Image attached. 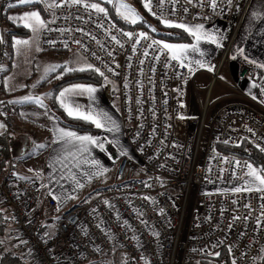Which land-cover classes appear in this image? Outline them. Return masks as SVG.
Instances as JSON below:
<instances>
[{"label": "built area", "instance_id": "obj_1", "mask_svg": "<svg viewBox=\"0 0 264 264\" xmlns=\"http://www.w3.org/2000/svg\"><path fill=\"white\" fill-rule=\"evenodd\" d=\"M151 3L157 15L147 10L148 15L159 22L157 17L163 12L164 18L177 23H228L235 10V5L230 9L220 5L213 11L206 2L200 7L195 0L193 4L179 0L172 14V4L166 3L162 9L158 0ZM185 7L188 12L183 11ZM56 16L59 18L49 27L71 31L42 32V51L77 53L104 72L111 82L99 75L104 80V96L117 103L123 136L131 147V155L117 156L113 184L92 197L63 209L56 200L48 199L50 211L59 212L55 231L50 235L42 233L33 218L39 188L35 182L21 179L17 160L11 157L0 175V204L10 213L17 240L15 250L26 249L36 264H125V261L145 264L141 257L150 264H210L223 261L225 254L230 262L235 258L237 264H254L264 246V230L256 231L255 223L264 204L259 197L264 193L206 191L205 188L240 183L233 175L234 165L225 163L222 157L252 163L226 153L223 148L248 143L264 157L253 143L264 147V106L236 86L225 83L231 92L217 99L222 104L212 115L204 138L208 100L197 129L194 121L180 110L188 81L198 89L195 82L198 72L190 74L187 68L170 60L172 66L166 67L164 55H160L159 60L154 59L160 45L147 49L148 55L144 56L151 39L161 41L146 27H124L110 14L107 17L94 12L90 15L77 7L57 9ZM52 19L51 15L47 21ZM100 24L104 27H99ZM77 28L96 39L77 32ZM108 29L123 47L111 40ZM120 30L146 32L150 40H141L133 52L131 42ZM47 40H54L56 44L50 45ZM65 40L68 48L64 47ZM74 40L82 41L83 47ZM109 51L112 56L107 54ZM6 62V55L0 54V66L4 68ZM236 64L240 79H257L261 75L257 64L242 59ZM216 73L217 70L210 74L213 79ZM2 74L0 71V123L6 128L0 130L26 134L39 142L41 135L37 130L18 122L3 100ZM249 128L253 131L249 132ZM193 132H196L195 137H192ZM225 140L229 143H223ZM29 152L34 154L35 150ZM240 171L235 169L237 175ZM105 200L111 207L104 204ZM245 204H250L251 209H246ZM160 209L164 210L163 214L159 213ZM235 216L240 219L233 222ZM245 216L250 218L245 221ZM153 232H158L159 236H153ZM242 232L245 235L241 236ZM133 236L137 239H132ZM213 252L220 255H210ZM241 253L247 255L242 257Z\"/></svg>", "mask_w": 264, "mask_h": 264}, {"label": "snow or ice", "instance_id": "obj_2", "mask_svg": "<svg viewBox=\"0 0 264 264\" xmlns=\"http://www.w3.org/2000/svg\"><path fill=\"white\" fill-rule=\"evenodd\" d=\"M106 2L108 4H113L114 0H102V2H91V0H52L51 3H49V0H15L14 3H9V8H14L20 5H34V4H44L45 10L50 11L52 13L53 19L50 21H46L42 18L41 13L39 10H33L24 12L20 15H10L8 16V20L12 21L13 23H17L18 26H22L26 29H29L32 32V37L29 39H15L13 47L17 46H28L34 41H38L40 39V35L44 31L52 32V31H59V32H65V31H71V29H59V28H51L49 27L50 24L55 23L56 19L59 17L56 16V10L60 8L65 7H77V8H83L84 11L88 12L90 15L91 13L95 14H103L104 17H107L109 14V11L107 8L103 6V3ZM188 4H193V0H186ZM205 2L207 3V6L211 8L213 11H216L220 5H224L227 8H231L233 5H235V9L237 11L240 10V4L238 0H195L196 5L203 7ZM172 4V14H175V5L179 3V0H158V5L163 9L165 4ZM143 7L148 10L153 16H156L157 13L152 10V3L151 0H142ZM262 4H264V0H262ZM115 11L117 15L123 19L125 22L136 24L139 21H142V17L137 12V10L132 7L131 5L124 2V0H115ZM184 12H188V8H183ZM253 19H259L264 18V8L261 10L253 11L251 13ZM67 19V17H64ZM78 19H82V17H77ZM160 19V22L164 24L166 27H174V28H180L183 29L186 33H188L190 36L193 37V39L196 41L195 44H173V43H167L164 41H157L155 39H151L146 32H139V33H133V32H124L121 31V35L128 38V41L131 42L132 45V51L136 52L137 45L141 43V40H150V42L147 44L146 49L144 50L143 55L147 56L148 51L147 49H151L154 46L160 45L157 49V55L154 57V59L159 60L160 55L165 56V66L171 67L172 65L169 63L170 61H176L177 65L181 68H187L188 72L190 74H194L195 68L192 66L193 63H195L196 66L199 68H205L209 71L214 70V66H209L199 60L197 61H188L185 63L188 55V50L191 49L192 51H198V45L201 41L209 42L212 44L217 45L218 47H222L221 41L224 39L222 34H219L218 32H212L205 29L204 24H195V25H188L185 23H177L175 21L166 19L163 17V12H161V15L157 17ZM115 25H113L114 27ZM99 27H104L103 24H100ZM77 32L82 33L86 36H91L90 33H86L84 29L77 28ZM108 33L111 35V29L107 30ZM152 31L155 32L156 29L152 28ZM93 40H95V36H91ZM111 40L115 41L117 45H120V47H123V44H121V41L117 39L115 35H111ZM4 39L3 36L0 35V43H3ZM75 44L80 45L83 47L82 41L80 40H74ZM46 43L50 45H55L56 41L54 40H47ZM99 43V41H97ZM64 47L68 48V42L65 40L63 41ZM36 51H42V49L37 46ZM237 52L239 55L244 56V59L247 61L248 57L244 55V49L239 48L237 49ZM109 56H112V52L109 51L107 53ZM93 56H95V53H92ZM97 59H100L99 57H96ZM232 59H236V56H232ZM249 63H256L254 60L248 61ZM143 63V60L141 61ZM261 68H264V64L258 65ZM107 67V65H106ZM119 67V65H117ZM60 69V71L57 73V70ZM3 66H0V71H3ZM109 71L113 72L114 75H118V73L115 72L114 69L109 68ZM84 71H92L94 73L99 74L101 77L104 78V80L108 83H111L108 81V77L105 76L104 72L100 70V68L95 67L91 63H86L78 67H69L68 63L65 62L64 64H56V65H49L44 69V75L41 76L40 80L36 82V84L41 83L42 81H47L48 77L51 74L57 73L53 78L54 79H62L64 76L68 75L72 72H84ZM154 71V69H153ZM223 79V77H221ZM36 84H33L32 87L35 88ZM253 87H258L255 83L252 85ZM125 87H127V84H125ZM97 88L92 85H84V84H73L68 87L63 88L58 92V94L53 95V93H47L46 95L53 98L54 102H56L60 108H62L66 115L69 118H72L74 120L83 121L85 123H89L94 125L98 129H105L108 132H115L118 133L120 131V125L117 123L115 119L111 115H109L108 112L104 111L103 109H99L95 106V93L97 92ZM87 96L89 99V105L87 107L80 105L76 102L74 99L75 97L79 96ZM261 95H264V88H261ZM253 99H257L255 95L252 96ZM23 102H33L37 105H39L42 108H46L47 106L43 103V99L40 96H32L28 95L25 97L20 98L18 101H10V103H23ZM167 103V101H164ZM261 103H264V100L260 101ZM2 103V102H0ZM139 103V101H138ZM181 107H183V104H181ZM45 115H47V112H45ZM155 115V113H153ZM183 119L184 117H180ZM55 119V117H53ZM0 128H6V125L0 123ZM155 131V130H154ZM249 132H252L253 130L251 128L248 129ZM138 135V133H137ZM54 140L52 143L57 144L61 146V152L57 154L56 158L54 159L52 167L55 168V164L57 163H63L64 161H67L69 158L74 163L72 164V167L80 169L83 165H89L91 168H95L96 172L93 173L91 171H84L81 174L85 177H87L89 180H91L93 175H102L104 172H107L108 169L104 168L100 161L94 158H90L91 155V148L92 147H98L101 151H106L105 149V142L112 144L115 143L117 146H119V141H110L107 140V138H104V140H101L98 137H93L88 134L81 135L77 133L76 131H73L71 129H65V128H57L54 133ZM223 143L228 144L229 141L225 140ZM255 144V147L262 153H264V147H262L260 144ZM236 147L240 146V143H237L235 145ZM37 149H43L47 147V145L44 144H37L35 146ZM143 149L141 148V151ZM66 154V155H65ZM119 155H127L126 151H120ZM215 158V157H214ZM225 163L233 164V175L235 176L236 180L239 181V186H235L231 189L233 193H251L253 191L257 193H264V166L256 167L250 162H241L239 160H235L234 158L230 159L228 157H222L221 158ZM161 167H164V165H160ZM63 167L68 168V165L66 163H63ZM239 168L240 174L235 173V169ZM210 170V169H209ZM30 171H32L30 169ZM71 171V169H69ZM221 171H224V169H221ZM39 176L40 174L37 173ZM21 179L28 180L29 177H21ZM64 179L63 173L60 175V180ZM71 179L75 183L76 188H83L84 185L76 178V173L72 172ZM57 183H59V180H57ZM45 185H42L44 187ZM150 187L151 185H146ZM49 195H53L51 192H49ZM65 199H75L76 197L74 195H67L64 197ZM145 200H153L151 197H143ZM53 199H61L58 196L53 195ZM259 199L264 200V195H261ZM154 202V201H153ZM233 203H236V201H233ZM104 204L109 205V202L107 200L104 201ZM111 207V205H109ZM244 207L246 209H251L250 204H245ZM261 213L260 216L256 218V231L264 230V223H262V218H264V204L261 205ZM59 210V208H57ZM164 210L160 209L159 213L163 214ZM141 215H143L141 213ZM250 218V216H245L244 220L247 221ZM239 216L233 217V222L236 220H239ZM142 223H145L144 221H141ZM125 224H127V221H125ZM232 227V224H229V228ZM47 235V233L45 234ZM241 236L245 235V233H240ZM153 236H159L158 232H153ZM132 239H137V237L133 236ZM21 243H26L25 241H21ZM229 252L231 253L232 247H228ZM261 253H264V246L260 249ZM210 255L213 256H219V252H213L210 253ZM247 253H241V256H245ZM141 259L145 260V264H150V261H148L146 258L141 257ZM253 259H257L256 257H253ZM259 259L261 261H264V255L259 256ZM125 264L127 262L125 261ZM231 264H237L236 259L233 258L231 261Z\"/></svg>", "mask_w": 264, "mask_h": 264}, {"label": "crops", "instance_id": "obj_3", "mask_svg": "<svg viewBox=\"0 0 264 264\" xmlns=\"http://www.w3.org/2000/svg\"><path fill=\"white\" fill-rule=\"evenodd\" d=\"M3 0L0 1V5L3 4ZM14 3V2H13ZM240 4V10L237 11L234 10L232 19L230 22H216L214 24L205 25V29L212 32H218L219 34H222L224 39L221 41L222 47H215V44L201 41L199 44L201 45L200 51H206V57H210L211 59L214 58H220V62L218 63V66L216 70L219 68V64L221 63V60L224 57L225 52L227 51L228 56V64H227V75L229 77V82L227 83L230 85H234L243 92H245L249 96L255 95L257 99H255L257 102L262 104L264 106V103H261V100H264V95H261V88H264V68H261V75L257 79H240L237 75V64L236 61L239 59L245 60L244 56H241L238 54L237 49L243 48L244 49V55L248 57V61L254 60L256 63L253 64H264V18L259 19H253L251 13L253 11L261 10L264 8V4H262V0H241L239 2ZM34 8L32 5H22V7L17 8H11L6 13V19L8 24H12L14 28L20 29V32L22 35H13L10 37L11 40V53L9 50L5 52L4 54L7 57V62L4 66L3 74H2V81H3V92H2V98L3 100L10 105V108L12 109L14 116L18 122H24L28 125L33 126L37 132L40 135H46L48 137L45 138V140H42L40 142L34 143V144H44L47 145V147L43 149H35L31 146L30 149H34L35 153L31 154L27 147H24L22 151H20L18 154L14 152L11 154L12 156H16L15 159L17 160V170L18 174L21 177H29L33 182H35L39 188V193L44 194L43 198L39 199L37 197V201L35 205L33 206V218L38 223L39 229L42 233L47 235H50L55 231V224L57 217L59 215V212L50 211L48 206V199L53 198V195L60 197L61 199L56 200L58 203L60 209L66 208L73 204L74 200L76 199L77 202L86 200L92 196H89L88 194H91L93 190H89V187L93 185V181H101L103 176H105L109 170H111L112 165L115 170L116 166V156L111 154L109 151L111 150H118L119 152L122 151L123 143L125 142L123 138V130H122V123L119 117V113L117 110V103L112 102V100H108L104 96V90L102 87L98 85H94L92 82H80V81H71L72 83L69 84H84V85H92L96 87L98 90L95 93V106L99 109H103L104 111L108 112L109 115L113 117L117 121V123L120 125V131L118 133L115 132H108L105 129H97V131H80L73 127L64 126L61 123H59L54 115L53 112H50L51 119L43 125L42 123H36L35 121H32L31 119H26V117H22L20 115H17L18 111H22L26 104L30 102H23V103H10V101H18L20 98L26 96V85L22 86L20 83H17L16 79H13L12 72L14 70V58L15 55V49L13 47L14 38L17 39H28V37L32 36V32L29 29H26L22 26H18L17 23H13L12 21L8 20V16L10 15H16V13L20 11H25ZM43 16L42 18L46 20L47 17L50 16L51 12L42 10ZM186 24V23H185ZM188 25H195V24H188ZM12 26V27H13ZM13 28V29H14ZM174 28V27H173ZM8 31H10L9 28H6ZM180 29V28H176ZM182 32H185L183 29ZM185 34L188 36L187 40L185 42H172L173 44H195L196 41L193 39L192 36H190L188 33L185 32ZM39 47L41 48V35L40 39L38 40ZM8 47V46H7ZM198 51H192L191 49L188 50V55L185 63L188 61H191L190 57H195L197 55ZM213 55V57H212ZM236 56V59H232V56ZM215 70V71H216ZM208 74H211L209 71H207ZM214 73V72H213ZM258 85V87H253V84ZM20 84V85H19ZM68 87V86H67ZM229 93L231 92L230 89ZM34 96V95H33ZM76 102L80 105H83L87 107L89 105V99L85 96H79L74 98ZM224 101V100H222ZM32 103V102H31ZM34 104V103H32ZM62 112L66 115L65 111L61 108ZM25 116V115H23ZM55 117V119H53ZM66 117H68L66 115ZM69 118V117H68ZM72 119V118H70ZM30 120L29 122L26 121ZM92 125V124H91ZM93 126V125H92ZM57 128H65V129H71L73 131H76L77 133L84 135L88 134L93 137H98L101 140H104V138H107V140L110 141H119V146H117L115 143L108 144L109 147H106V151H101L98 147H92L91 148V155L90 158H94L100 161L101 165L104 168H107L108 171L104 172L102 175H93L91 180H89L87 177L83 176L81 173L84 171H91L93 173L96 172L95 168H91L89 165H83L82 168L77 169L72 167V164L74 163L69 158L67 161H64L63 163H66L68 165V168L63 167V163H57L55 164V168L52 167L54 159L56 158L57 154L61 152V146L52 143L55 136V130ZM24 136V135H20ZM33 144V145H34ZM127 152V155H131V151H129V148L126 150H123ZM110 153V154H109ZM66 155V154H65ZM113 155V156H112ZM13 156V157H14ZM117 156H120L119 153ZM30 169L32 171H30ZM71 169V171H69ZM72 172L76 173V178L80 180V182L84 185L83 188H76L75 183L71 179ZM37 173L40 175L38 176ZM63 173L64 179L60 180V175ZM102 176V177H101ZM57 180H59V183H57ZM42 185H45L42 187ZM49 192H51L53 195H49ZM97 192V191H96ZM95 192V193H96ZM86 193V194H84ZM74 195L75 199H65L67 195ZM82 194H84L82 196ZM75 202V203H77ZM0 213H3L5 215L4 219H7L5 222L6 227L5 229L8 231V235L5 237V247L7 249H15L17 240L16 235L14 234V227L13 223L10 217V213L0 204ZM21 255H24L21 253ZM29 264H36L33 263L31 260L25 259Z\"/></svg>", "mask_w": 264, "mask_h": 264}, {"label": "rangeland", "instance_id": "obj_4", "mask_svg": "<svg viewBox=\"0 0 264 264\" xmlns=\"http://www.w3.org/2000/svg\"><path fill=\"white\" fill-rule=\"evenodd\" d=\"M1 1V0H0ZM8 4V0H3ZM96 2H102V0H94ZM52 0H49V3H51ZM125 3L131 5L134 7L137 12L140 14V16L143 18L142 21L139 22H144L148 26L151 27L150 24L147 22H153L155 24V20L152 19L149 15L147 10L143 7L142 0H124ZM5 5V6H6ZM34 8L25 10V11H20L16 13V15H20L24 12L28 11H33V10H39L41 13V16H43L42 10H45V5L44 4H34L32 5ZM103 6L108 9L109 14L114 18H118L121 21L125 22L123 19H121L116 11H115V0L113 4H108L106 2L103 3ZM4 9V7H3ZM52 13L50 14L49 17L46 18V21L51 17ZM129 26L133 27L136 26V24H131L128 22H125ZM7 28L10 29V32L15 31L16 28L12 24H8L7 22L2 24V29ZM13 26V27H12ZM154 27V26H152ZM14 28V29H13ZM32 37V36H31ZM31 37H28L31 38ZM19 39V38H17ZM26 39V38H25ZM164 41V40H163ZM167 43H172L170 41H164ZM11 46L6 47V50H9L11 53ZM37 46H39L38 41L32 42L28 46H17L14 47L15 55L14 58V70L12 72L13 79L17 80V83H20L22 86H25L26 83V96L28 95H34V96H40L43 99V103L47 106L46 108H42L37 104H32L31 102L26 104V107L22 111H18L17 115H20L22 117H26V119H31L32 121H35L36 123H42L45 125L46 122H48L51 118V115L49 114L50 112H53L54 114H59V111L57 109L58 104L54 102L53 98L47 96V93H53V95L58 94L60 90L63 88L69 86L72 82H67L68 80V75L70 77V73L66 76H64L62 79H54L53 77L60 71V69L57 70V73L51 74L48 77L47 81H42L39 84H36L38 80H40L41 76L44 75V69L49 66V65H56V64H64L65 62L68 63L69 67H78L83 64H86V60L80 56L77 53H58V52H53V51H36ZM201 45L199 44L198 47ZM217 48L218 46L215 45ZM213 57V55H212ZM191 61H201L209 66H214L213 71H209L207 67L205 68H199L198 66L193 63V67L196 69L195 72L197 71L198 74L195 78L196 85L198 89H195L192 85L191 82L188 81V85L186 88V94L184 98L181 101V104H183V107L180 105V110L183 114H186L188 117H190L194 121V126L197 129L199 122L202 118L203 111L206 106V101L208 100L209 107H208V114L206 115V123H205V130H204V138L206 137V133L208 130V126L210 124V120L214 112L217 111V108L221 106L222 102H218V98L222 96H226L229 94V88L226 86L225 83H231L229 82V77L227 75V64H228V59L227 56L222 59L221 61V66L217 70L216 73V78L213 79V77L207 73L209 71L210 73L215 72L218 63L220 62V58H214L210 60V57H206V51H200V48L197 52V55L195 57H190ZM91 72V71H90ZM93 78H99V74L97 73H92ZM223 77V79H221ZM19 84V85H20ZM36 84V87L33 88L32 85ZM94 85H98L100 87H104V80L100 77L98 83H93ZM109 100V99H108ZM255 100V99H254ZM112 102L115 103L114 100ZM10 106V105H9ZM56 109V110H55ZM45 112H47V115H45ZM25 115V116H23ZM26 121V120H25ZM30 120L26 121L29 122ZM30 123V122H29ZM31 124V123H30ZM40 133V132H39ZM195 133L193 132L192 137H195ZM41 134V133H40ZM20 135H24L25 138H22ZM20 137V138H19ZM48 137L45 134L41 135V140H45V138ZM19 138V139H17ZM125 142L123 143L122 150H126L129 148V151H131V147L129 143L127 142L126 138L123 136ZM13 141L12 146L13 147V152L18 154L22 150L23 147H27L28 150H30L31 146L36 149V144L37 142H34L32 140L31 136H28L26 134H20V133H15L13 135ZM39 141V142H40ZM20 142V144H19ZM34 144V145H33ZM109 143L105 142V148L109 147ZM15 147V149H14ZM21 147V148H20ZM111 154L115 155L117 157L119 151L118 150H111L109 151ZM109 153V154H110ZM15 155V154H14ZM13 155V156H14ZM112 155V156H113ZM14 156L13 158H15ZM102 177V176H101ZM101 181H93V185L89 187V190H93L91 194H88L86 196L87 198L89 196L94 195L96 191H102L108 187H110L113 182H114V168L112 165L111 170L103 176ZM239 186L237 185H216L212 187H207L205 188L206 191H220V190H231L233 187ZM86 194V193H84ZM82 194V196L84 195ZM42 193H39V199L43 198ZM74 203L77 202L75 199L73 201ZM23 249V250H22ZM15 250V249H14ZM26 249L21 248V251L19 252L24 259L31 260L33 263H35L34 258L30 255L28 251H25ZM16 251V250H15ZM18 252V251H17ZM264 255V253H261L260 256ZM260 259L258 258L254 264H260ZM211 264H224V261L221 262H213Z\"/></svg>", "mask_w": 264, "mask_h": 264}, {"label": "trees", "instance_id": "obj_5", "mask_svg": "<svg viewBox=\"0 0 264 264\" xmlns=\"http://www.w3.org/2000/svg\"><path fill=\"white\" fill-rule=\"evenodd\" d=\"M9 3L15 2V0H8ZM8 4L3 3L0 5V35L3 36L4 42L0 43V54H4L7 52V46L9 47L11 44L10 37L13 35H22L20 32V29H16L15 31H8L7 29H2V24L7 22L6 19V13L11 9L8 7ZM6 5V6H5ZM4 7V9H3ZM22 7V5L17 6ZM15 7V8H17ZM114 19L120 23L124 27H131L125 22L121 21L117 17ZM148 24L151 25L148 26L144 22H137L136 26H144L146 27L155 37L159 38L161 41H170V42H185L188 38V36L185 34V32H182L180 29H176L173 27H166L164 24H162L159 21L155 20V24L153 22L148 21ZM154 26V27H152ZM152 28H155L156 31L153 32ZM93 72L91 71H84V72H72L70 73V77L68 75L67 82H73V81H80V82H92V83H98L99 78H93ZM57 109L59 111V114H54L57 121L61 123L64 126L73 127L80 131H97L95 126L85 123L83 121L74 120L66 117V115L62 112L59 105L57 106ZM56 110V109H55ZM16 132H5L0 130V175L2 174V170L6 162L13 157L11 154L13 153V147L11 139H13V135ZM22 138H25V136H21ZM20 138V137H19ZM17 138V139H19ZM20 144V142H19ZM21 148V147H20ZM15 149V147H14ZM24 147L22 146V150ZM21 150V151H22ZM223 150L226 153H230L239 157H243L248 159L252 162V164L256 167L264 166V157H262L250 144L243 143L239 147H226L223 148ZM15 154V152H14ZM7 210V209H6ZM8 211V210H7ZM9 212V211H8ZM5 215L3 213H0V264H29L19 252L15 251L14 249H7L5 247V237L8 235V231L5 229L6 224L5 222L7 219H4ZM7 228V227H6ZM222 259V258H221ZM224 264H231V262L228 260L226 254L223 256ZM218 262V260H217ZM221 262V261H219ZM209 264V262H206ZM211 264V263H210ZM260 264H264V261H260Z\"/></svg>", "mask_w": 264, "mask_h": 264}]
</instances>
